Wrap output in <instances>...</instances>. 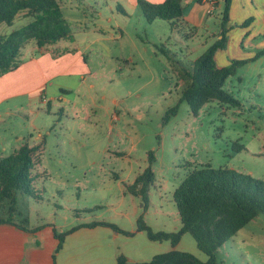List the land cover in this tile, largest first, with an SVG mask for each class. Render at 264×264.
I'll use <instances>...</instances> for the list:
<instances>
[{"label": "rangeland", "instance_id": "obj_1", "mask_svg": "<svg viewBox=\"0 0 264 264\" xmlns=\"http://www.w3.org/2000/svg\"><path fill=\"white\" fill-rule=\"evenodd\" d=\"M57 1L71 19L72 38L44 48L30 41L18 68L44 49L52 56H84L86 72L69 93L47 96L49 104L23 96L0 105V159L20 144L39 146L36 196L20 193L14 204L6 201L0 218H10L12 206L16 224L59 234L84 223L108 222L118 231L95 232L112 233L118 256L151 261L173 250L171 242L127 233L137 230L139 219L154 232H177L182 224L174 193L191 171L210 164L264 181V75L248 73L243 84L231 77L227 81L225 89L241 100V107L213 101L195 116L181 98L190 84L187 72L215 42L206 27L182 21L172 28L161 19L149 23L127 0ZM31 21L18 16L12 26L0 25V35ZM237 143L245 149L236 152ZM149 165L155 182L145 205L126 186ZM175 249L208 261L190 234ZM216 258L220 264H264V214L233 236Z\"/></svg>", "mask_w": 264, "mask_h": 264}, {"label": "trees", "instance_id": "obj_2", "mask_svg": "<svg viewBox=\"0 0 264 264\" xmlns=\"http://www.w3.org/2000/svg\"><path fill=\"white\" fill-rule=\"evenodd\" d=\"M232 0H224L222 13V31L214 44L196 59L193 71L189 74L190 84L182 94V100L188 105L193 115L198 116L202 108L213 101L231 107H241L242 102L233 93L225 89L230 77L250 61H233L229 67L219 68L215 54L226 48L227 24ZM145 19L152 23L158 19L168 21L172 28L182 22L185 6L183 0H165L161 4H152L138 0ZM24 13L32 21L20 30H13L8 35H0V77L15 71L20 65L22 49L32 40L39 48L54 45L72 38L69 23L64 18L57 0H0V25L12 26L15 19ZM221 37V38H220ZM264 56V50L258 52L255 61ZM176 112V109L171 111ZM169 118V115L166 119ZM236 152L244 146L235 144ZM39 146L23 145L7 157L0 159V208L10 201L14 204L18 194L36 196V176L33 170L37 165L36 152ZM155 162L153 152L149 154V163ZM138 175L133 184L126 186L129 193L142 198L145 205L149 202V190L155 182V174L150 166ZM182 227L177 232H154L142 219L138 220V232H144L153 242L170 241L173 250L156 255L148 262H132L124 255H119L116 264H220L217 252L240 230L251 221L264 214V181L229 168L215 169L210 164L191 171L176 188L174 193ZM10 218H0V224H16L12 217L15 209L11 206ZM105 227L118 231L117 226L97 221L81 224L68 232L55 236L59 240L57 251L63 247L65 238L82 228ZM185 234L195 239L198 248L208 256L202 262L192 254L175 248ZM127 235L134 236V232Z\"/></svg>", "mask_w": 264, "mask_h": 264}, {"label": "crops", "instance_id": "obj_3", "mask_svg": "<svg viewBox=\"0 0 264 264\" xmlns=\"http://www.w3.org/2000/svg\"><path fill=\"white\" fill-rule=\"evenodd\" d=\"M127 1L132 7L138 6V0ZM146 1L161 4L165 0ZM184 3L187 9L184 10L183 22L193 28L206 27L216 40L222 31L224 0H185ZM19 16H24V13ZM64 18L68 23L71 20L68 16ZM226 40V48L215 54L219 68L229 67L237 60L250 61L231 77L239 84L244 83L243 77L248 73L253 72L254 78L264 75V56L251 61L264 50V0H232ZM40 51L43 53L41 56L31 57L17 70L0 77V105L23 96L40 97L42 102L49 104L47 96L56 98L69 93L86 72L84 56L80 54L52 56L44 53V49ZM230 81L232 83L233 80ZM20 146L22 144L19 149ZM101 228L109 229L82 228L69 234L62 249L57 251L59 240L52 230L25 231L14 225L0 224V264H99L102 261L116 264L118 254L111 244L112 233L95 232ZM88 229L92 232L83 231ZM132 232L139 233L137 230ZM93 239L97 243L89 245L87 241Z\"/></svg>", "mask_w": 264, "mask_h": 264}]
</instances>
